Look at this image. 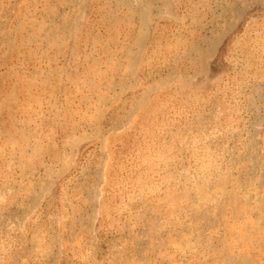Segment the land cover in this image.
I'll return each instance as SVG.
<instances>
[{
    "label": "rangeland",
    "instance_id": "1",
    "mask_svg": "<svg viewBox=\"0 0 264 264\" xmlns=\"http://www.w3.org/2000/svg\"><path fill=\"white\" fill-rule=\"evenodd\" d=\"M260 94L264 0H0V264H264Z\"/></svg>",
    "mask_w": 264,
    "mask_h": 264
},
{
    "label": "bare ground",
    "instance_id": "2",
    "mask_svg": "<svg viewBox=\"0 0 264 264\" xmlns=\"http://www.w3.org/2000/svg\"><path fill=\"white\" fill-rule=\"evenodd\" d=\"M252 1V0H251ZM251 4V3H250ZM261 5V4H260ZM238 8V7H237ZM236 8V9H237ZM162 10V9H161ZM237 11H238V9H237ZM241 16V15H240ZM216 29V28H215ZM230 29V28H229ZM221 32V31H220ZM220 40V39H219ZM206 42V41H205ZM220 42V41H219ZM216 43H217V41H216ZM202 54V53H201ZM259 101L262 103V104H264V95H262V94H260V97H259ZM256 172H255V170L252 172V174L254 175ZM264 179V178H263ZM262 181V180H261ZM259 187H261V189L262 188H264V183L262 184H260L259 185ZM260 190V189H259ZM257 196H258V201H259V204H260V206H261V208L260 209H262V211H264V192H257ZM233 199H234V197H233ZM264 213V212H263Z\"/></svg>",
    "mask_w": 264,
    "mask_h": 264
}]
</instances>
